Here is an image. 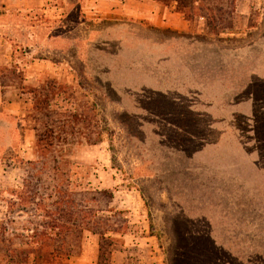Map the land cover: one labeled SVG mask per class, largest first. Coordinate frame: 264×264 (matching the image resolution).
Returning a JSON list of instances; mask_svg holds the SVG:
<instances>
[{"label": "rangeland", "instance_id": "374dc122", "mask_svg": "<svg viewBox=\"0 0 264 264\" xmlns=\"http://www.w3.org/2000/svg\"><path fill=\"white\" fill-rule=\"evenodd\" d=\"M232 1L219 30L204 18L184 34L119 28L76 61L49 112L0 114V264H71L80 229L68 256L63 224L81 220L79 202L88 222L113 214L106 203L127 218V238L112 235L127 245L104 264L118 249L124 264H264V0ZM48 14L35 13L41 39ZM15 28L25 64L32 40ZM64 130L84 146L55 142Z\"/></svg>", "mask_w": 264, "mask_h": 264}, {"label": "crops", "instance_id": "0c3cea01", "mask_svg": "<svg viewBox=\"0 0 264 264\" xmlns=\"http://www.w3.org/2000/svg\"><path fill=\"white\" fill-rule=\"evenodd\" d=\"M42 7L48 8V17L53 25L41 39L35 13ZM25 17L32 19L30 25L20 22ZM138 25L146 33L173 30L184 34L192 29L174 5H165L157 0H0V114L26 116L33 109L34 99L31 93L24 90L25 87H39L49 81L72 83V77L79 76L76 61L85 65L93 47L109 46L111 40L106 36L118 33L119 28H135ZM15 27L25 28L23 33L32 40L21 53L23 57L30 58L25 64L15 60L17 54L12 39ZM73 32L78 36L72 37ZM73 47L74 56L70 54ZM86 51L88 56L85 58ZM4 67L21 73V86L5 80ZM166 81L165 78L160 82ZM114 234L123 239L128 236L112 231L107 235ZM122 241L121 244L127 245L125 240ZM125 250L118 249L115 253L114 257H121L116 261L118 264L127 260ZM99 251L98 235L84 229L80 249L73 255L75 260L71 264H98Z\"/></svg>", "mask_w": 264, "mask_h": 264}, {"label": "trees", "instance_id": "16d2710c", "mask_svg": "<svg viewBox=\"0 0 264 264\" xmlns=\"http://www.w3.org/2000/svg\"><path fill=\"white\" fill-rule=\"evenodd\" d=\"M160 1L162 3H164L165 5H174L175 9L180 12L184 18L189 21V23L191 24V27L193 26V23L196 21V19L198 18H204L208 24V26H211L213 29H220L219 26L216 25V22H218L219 20L223 21L224 18L222 17L225 10H226V6H225V0H221L220 4L218 6H212L209 3L206 4V0H157ZM235 0L232 1V5L234 4ZM234 6V5H233ZM216 9V12L213 11V9ZM233 8V7H232ZM221 13V14H218ZM4 72H6V74L8 75H15L16 72L13 69H8V68H3ZM46 87V89H44ZM43 88V90H41ZM25 90V88H24ZM26 92H29L32 94L33 99H34V106L33 109L31 110V112L29 113H35L37 114H46L47 112H49V109L51 108V103L50 101L56 97L57 93L60 92V87L58 86L57 82L54 81H49L46 83H43L42 85H40L39 87H29L27 88V90H25ZM62 93H66L65 90H63ZM44 94V96L47 97V103L40 107V105L38 104V100L41 97V95ZM66 97V96H65ZM72 120H68L65 123V125H68L69 122H72V127L75 126V122L77 120L74 119L73 115L71 116ZM58 128H61V126H59ZM56 130V127L52 128V131L54 132ZM65 131V130H64ZM59 136L61 138H59ZM55 135L54 136V141L58 143H61V145H65L66 147H71L73 146H77V147H82L84 145H81V141H77V144H74L75 142H72L70 140H68V137H70V134H68L67 131L64 132V135L62 136L60 135ZM65 137V138H64ZM60 139V140H59ZM98 141V137L96 136V138L94 139V141H88L90 142V144H94ZM72 149V148H71ZM69 203V201L67 202ZM106 206H103L101 208L102 211H107V213H109V211H112L113 209H110L109 203H106ZM79 207L77 209V211L81 212V220L79 222H75L70 221L68 224H63V226L67 227L65 228V232L66 234L64 235V237L62 238V244H64V246L67 249V252L65 251V254H68V256L72 255L73 253H75L77 250L79 251L80 246H81V238L83 235V230L84 229H88L91 230L93 233L97 234L99 237V243H100V251H99V258H98V264H104V263H109L110 262V258L112 255V252L114 250V247L116 245V243H122V240H118V238H114V236L111 235H107L110 231L112 232H119V233H125L126 232V216H122V214L120 213V211L118 212L119 215H121L125 220L124 223H117L114 222V220H112L113 214L114 212L112 211L113 214H108L106 215L108 218L107 220H100V218L102 216H98V214L96 213V210H93L91 212V216L97 218L98 220H91L90 222H88V211L87 209H85L87 206H85L83 204V202H79ZM82 205V206H81ZM83 208V209H82ZM72 211L76 210L75 207L71 206ZM105 216V217H106ZM104 217V216H103ZM75 229H80V235H79V239H78V246H77V250H74V248H72L71 244H72V232ZM98 231V232H96ZM78 253V252H77Z\"/></svg>", "mask_w": 264, "mask_h": 264}]
</instances>
